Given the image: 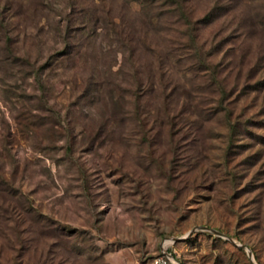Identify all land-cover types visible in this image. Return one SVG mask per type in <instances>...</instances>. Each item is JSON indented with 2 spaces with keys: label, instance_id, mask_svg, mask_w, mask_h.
<instances>
[{
  "label": "rangeland",
  "instance_id": "obj_1",
  "mask_svg": "<svg viewBox=\"0 0 264 264\" xmlns=\"http://www.w3.org/2000/svg\"><path fill=\"white\" fill-rule=\"evenodd\" d=\"M161 249L264 264V0H0V264Z\"/></svg>",
  "mask_w": 264,
  "mask_h": 264
},
{
  "label": "built area",
  "instance_id": "obj_2",
  "mask_svg": "<svg viewBox=\"0 0 264 264\" xmlns=\"http://www.w3.org/2000/svg\"><path fill=\"white\" fill-rule=\"evenodd\" d=\"M148 264H176L174 256L167 252L165 249H161L160 253L153 257Z\"/></svg>",
  "mask_w": 264,
  "mask_h": 264
},
{
  "label": "water",
  "instance_id": "obj_3",
  "mask_svg": "<svg viewBox=\"0 0 264 264\" xmlns=\"http://www.w3.org/2000/svg\"><path fill=\"white\" fill-rule=\"evenodd\" d=\"M213 233L216 234V235L219 236V237L226 238L224 235L218 233L217 231H213ZM231 242H232V244H234L235 246L240 247V246L236 245L233 241H231ZM249 258H251V254H249ZM252 264H253V263H252Z\"/></svg>",
  "mask_w": 264,
  "mask_h": 264
}]
</instances>
